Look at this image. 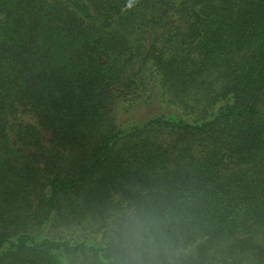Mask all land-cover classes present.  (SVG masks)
Here are the masks:
<instances>
[{"label":"trees","instance_id":"1","mask_svg":"<svg viewBox=\"0 0 264 264\" xmlns=\"http://www.w3.org/2000/svg\"><path fill=\"white\" fill-rule=\"evenodd\" d=\"M0 264H264V0H0Z\"/></svg>","mask_w":264,"mask_h":264},{"label":"rangeland","instance_id":"2","mask_svg":"<svg viewBox=\"0 0 264 264\" xmlns=\"http://www.w3.org/2000/svg\"><path fill=\"white\" fill-rule=\"evenodd\" d=\"M150 102H151V101H150ZM152 104H153V103L151 102V105H152ZM162 104L165 105V106H166V104H167V100H166L165 98H163V97H162ZM20 118H23V119H26V120H32L31 115L26 114V113H22V114H20Z\"/></svg>","mask_w":264,"mask_h":264}]
</instances>
